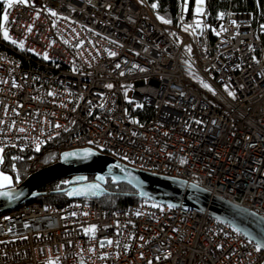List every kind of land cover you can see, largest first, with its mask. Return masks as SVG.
<instances>
[{
  "label": "built area",
  "instance_id": "built-area-1",
  "mask_svg": "<svg viewBox=\"0 0 264 264\" xmlns=\"http://www.w3.org/2000/svg\"><path fill=\"white\" fill-rule=\"evenodd\" d=\"M185 7L169 25L146 0L14 2L0 31V148L71 134L50 164L93 149L264 218V40L251 13L209 25ZM36 161L30 174L47 166ZM257 246L207 213L147 200L0 214V264H264Z\"/></svg>",
  "mask_w": 264,
  "mask_h": 264
},
{
  "label": "water",
  "instance_id": "water-1",
  "mask_svg": "<svg viewBox=\"0 0 264 264\" xmlns=\"http://www.w3.org/2000/svg\"><path fill=\"white\" fill-rule=\"evenodd\" d=\"M89 176H94V180L89 181ZM62 179H69V186L63 192L71 201L100 199L109 193L107 180L127 184L143 200L207 213L264 250V218L252 211L213 196L186 180L131 168L89 148L65 152L58 162L29 174L23 182L0 189V214L34 202L44 187Z\"/></svg>",
  "mask_w": 264,
  "mask_h": 264
},
{
  "label": "trees",
  "instance_id": "trees-1",
  "mask_svg": "<svg viewBox=\"0 0 264 264\" xmlns=\"http://www.w3.org/2000/svg\"><path fill=\"white\" fill-rule=\"evenodd\" d=\"M153 8L160 19L170 21L169 25L177 23V13L179 10L180 0H146ZM185 0H182L184 2ZM7 8L5 0H0V25L3 27L4 10ZM196 8V0H186V19L193 20ZM236 11L248 12L253 16V28L258 36L264 40V0H206L205 15L207 23L212 25L215 23L219 15L223 12ZM165 23V22H164ZM0 27V31L2 29ZM71 134H66L41 144L38 148H31L25 151L14 149L4 150L3 162L1 168L4 172L10 173L14 180V185L23 182L30 174L31 160L34 158L41 163L49 165L56 157V146L66 139L70 138ZM89 181L94 180V176H89ZM64 186L62 182L56 181L51 183V191L47 198L42 194L34 200V202L48 203L57 207H65L72 202L68 199L66 193L63 192ZM106 189L108 194L102 196L97 202L108 210L122 211L130 205L144 201L139 198L136 191L127 184H116L111 180H107ZM42 193V190L40 191Z\"/></svg>",
  "mask_w": 264,
  "mask_h": 264
},
{
  "label": "snow or ice",
  "instance_id": "snow-or-ice-1",
  "mask_svg": "<svg viewBox=\"0 0 264 264\" xmlns=\"http://www.w3.org/2000/svg\"><path fill=\"white\" fill-rule=\"evenodd\" d=\"M5 2L7 3V9L4 10V13L5 14L3 15V20L5 22H7L8 21L7 10L13 7V3L14 2H18V3L24 4V3H27V0H5ZM196 3H197V5H203L204 0H196ZM152 7L153 8H156L157 5L156 4H153ZM196 11L199 14L202 11V9L200 7H197ZM52 15L55 16L56 13L53 12ZM164 22L165 23H169L170 21L165 20ZM0 27H2V25H0ZM29 31H31L30 28H29ZM3 37H4L5 40H7V39L10 38L7 30H5L3 32ZM12 43L15 44L16 41L13 40ZM21 47H22V45H21ZM111 55H115V53H111ZM45 58H47V57H45ZM117 67H119V65H117ZM106 87L111 88L112 85L109 84V85H106ZM204 87L205 88H208L209 86L207 84H204ZM229 94L230 95H233L232 93H229ZM56 127H59V125H56ZM23 130L24 129H21V131H23ZM2 151H3V149H0V152H2ZM37 151H39V148L38 147H37ZM2 162H3V157L0 156V163H2ZM97 179H103V178L102 177H98ZM5 184H7V185L10 186L11 185V178L8 177V176L3 175L2 173H0V187L4 186ZM4 195H7V193H5ZM86 231H89V232H93L94 233L95 232V226H92L90 229H87ZM141 239H143V238L141 237ZM108 243L111 244L112 241H108ZM256 250L257 251H260L261 250V246H257Z\"/></svg>",
  "mask_w": 264,
  "mask_h": 264
},
{
  "label": "rangeland",
  "instance_id": "rangeland-1",
  "mask_svg": "<svg viewBox=\"0 0 264 264\" xmlns=\"http://www.w3.org/2000/svg\"><path fill=\"white\" fill-rule=\"evenodd\" d=\"M185 3H186V0H185ZM197 7H200V8L202 9V11H201L199 14H198L197 11H196ZM205 9H206V0H204L203 5H197V3H196L195 14H196L197 16H202V15L205 13ZM193 20H194L196 23L199 22V19H197L195 16H194ZM0 149H1V148H0ZM0 156H2V157L4 156V150H3L2 152H0ZM53 160H54V159H53ZM53 160H52V161H53ZM1 164H2V163H0V173H2L3 175L8 176V177L11 178V185H10V186L7 185V184H5L4 186L0 187V189H5V188H8V187L13 186V185H14V180H13V177H12V175H11L10 173L4 172V171L2 170V168H1ZM35 164H36L37 166H39L38 164L46 165V164H44V163H41L40 161H36ZM49 165H50V164H49ZM47 166H48V165H47Z\"/></svg>",
  "mask_w": 264,
  "mask_h": 264
}]
</instances>
